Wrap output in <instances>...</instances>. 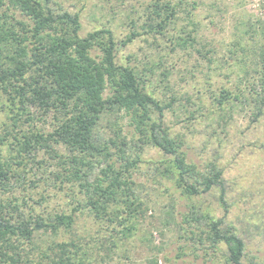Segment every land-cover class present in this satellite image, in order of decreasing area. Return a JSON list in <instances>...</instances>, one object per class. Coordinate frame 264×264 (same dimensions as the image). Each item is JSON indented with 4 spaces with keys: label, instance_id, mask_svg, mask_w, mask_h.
I'll return each mask as SVG.
<instances>
[{
    "label": "trees",
    "instance_id": "obj_1",
    "mask_svg": "<svg viewBox=\"0 0 264 264\" xmlns=\"http://www.w3.org/2000/svg\"><path fill=\"white\" fill-rule=\"evenodd\" d=\"M159 1L152 5L157 16ZM175 7L165 6L169 14L162 19L163 26L149 22V31L164 28L174 18ZM80 29L78 13L54 10L50 0H0V109L6 115L0 134L4 149L0 148V194L21 186L27 173L38 177L48 173L58 188L67 185L73 198L67 211L43 216L25 199L0 197V264H102L116 257L146 217L141 185L133 180V172L143 163L140 155L145 146L163 155L156 174L182 196L218 189L221 217L190 206L176 229L192 235L193 229L200 230L194 245L209 242L208 248L221 253L212 255L218 264H244L245 243L236 228L225 222L229 205L223 170L213 162L201 168L187 160L182 142L172 138L161 121L172 104H162L146 90L143 71L115 63L117 43L110 29L99 28L84 37ZM133 36L126 38L127 43ZM258 63L257 76L252 80L246 76L248 84L241 92L223 88L215 98L219 108L232 107L233 101L252 104V123L264 110V52ZM243 90L249 91L247 96ZM120 111L129 117L134 134L128 137L116 125L112 136L101 138L99 125ZM35 112L51 116V132L33 125L38 119ZM58 149L65 153L59 154ZM38 177L30 180L33 186L43 179ZM42 200L35 201L40 204ZM165 217L175 224L172 212ZM81 219L90 222L93 231L81 234ZM166 219L163 227L170 225ZM186 239L195 242L191 236ZM181 251L177 257L184 255ZM246 264L264 263L251 257Z\"/></svg>",
    "mask_w": 264,
    "mask_h": 264
},
{
    "label": "rangeland",
    "instance_id": "obj_2",
    "mask_svg": "<svg viewBox=\"0 0 264 264\" xmlns=\"http://www.w3.org/2000/svg\"><path fill=\"white\" fill-rule=\"evenodd\" d=\"M179 1L160 0L159 16L152 7L156 0H50V7L78 13L83 37L99 28L112 31L117 43L115 63L143 71L146 90L162 104H172L164 110L161 121L169 135L182 142L187 160L192 159L201 168L213 162L223 170L229 205L225 222L236 228L245 243L243 263L251 257L264 263V110L252 123V104L233 101L232 107L226 104L219 108L215 102L223 88L241 92L248 84L246 76L252 80L259 70L258 59L264 52V0H184L181 5ZM167 5L177 6L174 18L170 17L164 28L156 26L149 31V22L163 26L162 19L169 14ZM130 36L132 40L127 43ZM243 92L245 96L249 93ZM34 116L38 118L33 123L37 129L51 132V116ZM5 118L0 109V134ZM105 118L99 125L101 138L112 136L116 125L122 134H134L124 112ZM40 157L56 164L45 154ZM162 158L157 149L145 146L140 155L143 163L133 172V180L141 185L139 194L147 204L146 217L125 249L102 264H153L154 259L156 264H218L212 255L221 253L208 248L209 242L194 245L200 230L191 228L192 235L176 229L190 206L221 217L224 212L217 201L218 189L190 198L182 196L171 182L156 174L157 161ZM25 175L21 186L11 187L0 197L6 200L14 196L21 202L25 199L35 213L43 216L73 206L67 185L58 188L59 183L53 184L45 173L33 186L30 180L35 182L38 176ZM41 197V203H36ZM167 212H172L175 224L166 219ZM165 219L170 225L163 227ZM90 224L79 220V232L93 231ZM189 236L195 242L186 239ZM194 246L200 250L196 252ZM181 249L184 255L177 257Z\"/></svg>",
    "mask_w": 264,
    "mask_h": 264
}]
</instances>
